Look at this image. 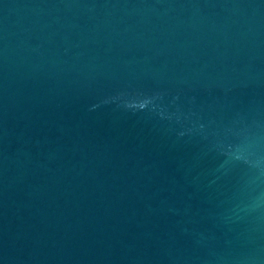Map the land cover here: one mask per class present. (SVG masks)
<instances>
[{"label": "water", "instance_id": "95a60500", "mask_svg": "<svg viewBox=\"0 0 264 264\" xmlns=\"http://www.w3.org/2000/svg\"><path fill=\"white\" fill-rule=\"evenodd\" d=\"M0 264H264V0H0Z\"/></svg>", "mask_w": 264, "mask_h": 264}]
</instances>
